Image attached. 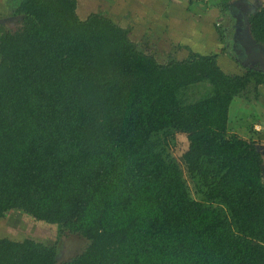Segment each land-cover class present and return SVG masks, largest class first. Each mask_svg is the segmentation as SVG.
Returning <instances> with one entry per match:
<instances>
[{
	"label": "trees",
	"instance_id": "1",
	"mask_svg": "<svg viewBox=\"0 0 264 264\" xmlns=\"http://www.w3.org/2000/svg\"><path fill=\"white\" fill-rule=\"evenodd\" d=\"M11 1L0 218L17 211L88 244L58 262L55 245L0 238V264H264L261 155L227 128L230 103L264 71L225 74L216 54L159 63L119 21L79 18L77 0ZM248 26L264 49V6ZM197 85L204 94L188 101Z\"/></svg>",
	"mask_w": 264,
	"mask_h": 264
},
{
	"label": "rangeland",
	"instance_id": "2",
	"mask_svg": "<svg viewBox=\"0 0 264 264\" xmlns=\"http://www.w3.org/2000/svg\"><path fill=\"white\" fill-rule=\"evenodd\" d=\"M16 1L18 0H14V3ZM228 1H230L231 4H228L229 6L227 7H230L236 16L231 13V16H228V19L223 11L222 13L218 14V16L222 18L220 19V17L213 16L212 23L213 19H216L220 25H224L229 31L225 37H222V46L224 48L223 52L230 56L231 59L236 60L235 64H232L231 61H228L231 64L230 71H233V73L237 72V74H243L246 69V66L243 65L242 57V50L244 46H241L240 43L237 45L238 42L235 36V30L238 28L240 30V34L246 32L249 16L264 6V0ZM12 3L13 1L10 3V0H0V25L4 30L13 31L18 27L17 21L19 19L12 16L10 11L9 6ZM77 3L76 12L81 19L85 18L90 12L103 13L114 21H117V17L123 18V16H126L127 14L124 11L117 12V9H113L114 7L112 6L111 0H77ZM219 7L220 10H225L224 4H221ZM123 10L126 9L123 8ZM224 16L225 18H223ZM211 17L212 16H210V18ZM217 18L219 19L217 20ZM205 19L207 20V17L204 18V20ZM142 23L143 21H139L137 17H132L130 21L121 22V25H123L122 27H125L126 29H129V27L132 28V30L129 29V36L135 43H137L143 52L154 55L159 63H165L169 59L182 60L189 57L188 52L179 51L175 48L174 45L177 43L175 39L169 40L166 36L161 37L160 34L153 35L150 30H145L142 28ZM229 24L231 28H229ZM226 40H228V42ZM167 44H170L172 48L169 49ZM256 50L261 57V60H264V49L260 47ZM183 52L185 54H182ZM256 67L259 70L262 69V66H259L260 68L258 66ZM226 71V73L229 75L231 74L229 70ZM205 87L203 85H197L191 91L189 89L190 92L187 91L188 93L186 95L187 100L192 101L198 99L204 94L203 92L206 90L204 89ZM243 97L248 100L247 96ZM243 105H245L243 98L241 100L240 97L234 98L230 104L227 121L229 129L231 127H241L243 129V125L248 124L254 117L259 118L256 108L254 109V112H252L244 109ZM186 148V137L181 134L175 135V146H171L170 149L172 156L178 161ZM192 195L193 197H197L193 193ZM0 238H7L14 241H21L24 238H28L45 245H55L59 251L57 255L58 262L67 261L73 256L80 254L88 244L84 238L78 235L67 234L66 232L60 233L58 232V228L56 226L35 221L17 211L10 212L3 218H0Z\"/></svg>",
	"mask_w": 264,
	"mask_h": 264
},
{
	"label": "crops",
	"instance_id": "3",
	"mask_svg": "<svg viewBox=\"0 0 264 264\" xmlns=\"http://www.w3.org/2000/svg\"><path fill=\"white\" fill-rule=\"evenodd\" d=\"M224 1L227 4H231L228 0H111V3L114 7L113 9H117V12L124 11L127 13L123 18L117 17L119 23L130 21L132 17H137L139 21H143L141 24L142 28L150 30L153 35L160 34L161 37L166 36L169 40L175 39L177 43L174 46L179 51L199 53L201 55L216 54L218 67L225 74H228L226 70L230 71L231 66L228 61L235 64L236 60L231 59L230 56L223 52V43L216 32V27L220 24L216 19H213L212 23L213 16L220 17L218 14L223 11L228 19V16H231L228 7H225V10H220L219 6ZM123 8L126 10H123ZM210 16L212 17L210 18ZM206 17L207 20H204ZM228 26L231 28L230 24ZM224 28L227 34L228 30L225 26ZM129 29L132 30L131 27ZM226 41L228 42V40ZM167 46L169 49L172 48L170 44H167ZM182 54L185 53L183 52ZM260 71H264V68ZM230 72V75H238L237 72ZM246 92L248 93V100L242 96L240 97L241 100L243 98L245 104L243 108L252 112L256 108L259 118L254 117L248 124L243 125V129L241 127H231L229 129L228 125L227 128L229 133H237L236 135L239 137L255 142V147L261 155V176L264 184V84L257 87L250 85Z\"/></svg>",
	"mask_w": 264,
	"mask_h": 264
},
{
	"label": "flooded vegetation",
	"instance_id": "4",
	"mask_svg": "<svg viewBox=\"0 0 264 264\" xmlns=\"http://www.w3.org/2000/svg\"><path fill=\"white\" fill-rule=\"evenodd\" d=\"M229 10H230V12L232 11V9H230V7H229ZM231 13L234 14V16H236L234 11H232ZM235 47H237V46H235ZM248 53L249 54H247V52L244 49L242 50L243 65L246 66V69L259 70V69H257L256 66H258V67L262 66V68H264V60L263 59L261 60V57L257 53L256 49L252 48Z\"/></svg>",
	"mask_w": 264,
	"mask_h": 264
},
{
	"label": "water",
	"instance_id": "5",
	"mask_svg": "<svg viewBox=\"0 0 264 264\" xmlns=\"http://www.w3.org/2000/svg\"><path fill=\"white\" fill-rule=\"evenodd\" d=\"M239 29L237 28L235 30V36L237 39V42L240 43L241 46H244L243 49L249 54L248 52L253 48H260L255 41H253L250 33H249V26H248V21H247V27H246V32H243V34L239 33Z\"/></svg>",
	"mask_w": 264,
	"mask_h": 264
}]
</instances>
